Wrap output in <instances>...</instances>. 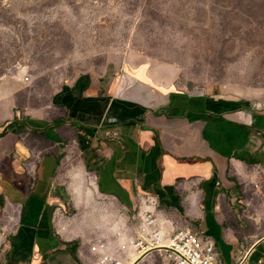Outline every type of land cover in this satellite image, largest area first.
<instances>
[{
    "label": "crops",
    "instance_id": "crops-1",
    "mask_svg": "<svg viewBox=\"0 0 264 264\" xmlns=\"http://www.w3.org/2000/svg\"><path fill=\"white\" fill-rule=\"evenodd\" d=\"M124 70L80 75L55 96L61 115L52 124L0 126V204L16 215L5 264H76L69 241L82 240L90 255L100 239L112 243L108 235L121 234L126 221L114 210L115 198L136 210L140 192L159 198L175 225L205 232L222 264L242 254L246 264H264V102L215 89L188 93L175 85L173 71L163 79L157 67ZM27 126L48 143L82 142L92 174L80 159L67 171L77 217L61 211L53 217L62 199L54 184L60 152L50 144L48 154L32 158L17 134ZM106 131L120 136L109 138ZM98 187L115 202L98 206L108 198ZM153 254L130 264H144Z\"/></svg>",
    "mask_w": 264,
    "mask_h": 264
},
{
    "label": "rangeland",
    "instance_id": "rangeland-1",
    "mask_svg": "<svg viewBox=\"0 0 264 264\" xmlns=\"http://www.w3.org/2000/svg\"><path fill=\"white\" fill-rule=\"evenodd\" d=\"M141 66L159 68L163 79L173 71L175 85L188 93L215 89L262 104L264 0H0V126L16 120L52 124L61 115L55 96L80 75H122ZM27 127L17 134L32 158L48 154L50 144L55 155L60 152L54 184L62 199L53 217L57 211L77 217L67 171L80 159L92 174L82 142L62 139L59 146ZM99 192L108 198L98 206H107L112 197ZM115 200L114 210L126 218L121 234L108 235L118 243L124 234L128 240L134 236L139 208ZM15 217L11 206L0 204V264ZM69 242L73 262L85 264L79 253L90 257L89 246L78 238ZM161 251L154 250L144 264H165Z\"/></svg>",
    "mask_w": 264,
    "mask_h": 264
},
{
    "label": "built area",
    "instance_id": "built-area-1",
    "mask_svg": "<svg viewBox=\"0 0 264 264\" xmlns=\"http://www.w3.org/2000/svg\"><path fill=\"white\" fill-rule=\"evenodd\" d=\"M105 135L113 139L120 136L110 131ZM138 197L139 211L135 217L138 227L132 239H126L124 234L122 242L97 241L92 254L98 253L99 258L92 261L83 254L87 264H129L136 255L142 258L156 249L162 250L165 264H222L219 252L205 232L175 225L163 213L156 196L140 192ZM234 264H246V255L239 256Z\"/></svg>",
    "mask_w": 264,
    "mask_h": 264
},
{
    "label": "bare ground",
    "instance_id": "bare-ground-1",
    "mask_svg": "<svg viewBox=\"0 0 264 264\" xmlns=\"http://www.w3.org/2000/svg\"><path fill=\"white\" fill-rule=\"evenodd\" d=\"M142 254H144V253H142ZM137 256V255H136ZM142 255H138V257H141ZM130 264V263H129Z\"/></svg>",
    "mask_w": 264,
    "mask_h": 264
}]
</instances>
